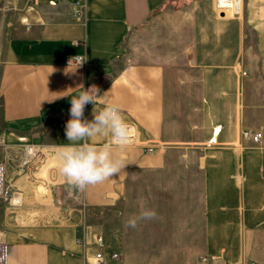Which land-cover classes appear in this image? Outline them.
Here are the masks:
<instances>
[{
  "label": "crops",
  "instance_id": "0c3cea01",
  "mask_svg": "<svg viewBox=\"0 0 264 264\" xmlns=\"http://www.w3.org/2000/svg\"><path fill=\"white\" fill-rule=\"evenodd\" d=\"M73 2L0 0V136L43 158L12 173L20 206L0 200L9 264H94L97 235L122 256L106 264H264V0H86L84 17ZM92 86L84 118L114 102L132 133L84 217L58 204L57 147L71 96ZM143 208L156 218L129 227Z\"/></svg>",
  "mask_w": 264,
  "mask_h": 264
},
{
  "label": "clouds",
  "instance_id": "9594fccd",
  "mask_svg": "<svg viewBox=\"0 0 264 264\" xmlns=\"http://www.w3.org/2000/svg\"><path fill=\"white\" fill-rule=\"evenodd\" d=\"M74 58L77 61L76 68L86 60L84 56ZM98 93L99 89L92 86L87 90L83 88V91L76 96H71L70 119L65 126V135L69 143L57 147L60 174L70 187L79 190L112 179L129 164L114 152V146L123 148L130 143L132 133L131 126L122 116L120 105L106 102L100 110L93 108L94 118L91 121L84 118L86 105L90 103L95 105L97 98L101 97ZM65 96L68 95H59L55 99ZM98 135L110 136L111 139L102 147L88 143L90 138ZM156 216L155 210L143 208L139 215L130 217L127 224L135 228L138 221L152 220Z\"/></svg>",
  "mask_w": 264,
  "mask_h": 264
},
{
  "label": "built area",
  "instance_id": "2783aa9c",
  "mask_svg": "<svg viewBox=\"0 0 264 264\" xmlns=\"http://www.w3.org/2000/svg\"><path fill=\"white\" fill-rule=\"evenodd\" d=\"M235 10L239 9V0H231ZM73 14L77 17H84L86 13V0H74L72 4ZM84 56L77 54L69 57L67 63L77 64L74 57ZM86 63V60L83 64ZM242 136L254 143H259L262 139V132L259 130L244 129ZM148 151L152 152L153 148L149 147ZM41 148L35 144L24 143L19 145H9L0 136V200L10 206L17 207L22 204L23 192L21 189L14 188L11 180L12 173L28 174L30 170L42 162ZM60 206L66 209H76L85 217L88 201L85 190H79L67 185L64 188L62 197L58 200ZM97 250L94 254V264H106L110 261H120L121 254L118 251L108 250L104 245V239L101 235L96 237ZM10 245L0 240V264H9ZM249 264H258L251 261Z\"/></svg>",
  "mask_w": 264,
  "mask_h": 264
},
{
  "label": "rangeland",
  "instance_id": "374dc122",
  "mask_svg": "<svg viewBox=\"0 0 264 264\" xmlns=\"http://www.w3.org/2000/svg\"><path fill=\"white\" fill-rule=\"evenodd\" d=\"M48 169V167H47V165H45L44 167H43V169L41 170V172H39L37 175L38 176H46V170ZM2 201V200H1Z\"/></svg>",
  "mask_w": 264,
  "mask_h": 264
}]
</instances>
